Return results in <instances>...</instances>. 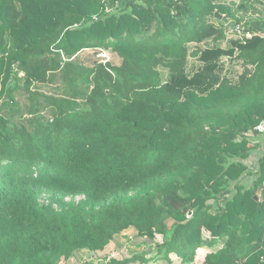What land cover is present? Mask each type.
<instances>
[{
  "label": "trees",
  "instance_id": "trees-1",
  "mask_svg": "<svg viewBox=\"0 0 264 264\" xmlns=\"http://www.w3.org/2000/svg\"><path fill=\"white\" fill-rule=\"evenodd\" d=\"M226 1L0 0V264H68L130 228L155 262L264 264V155L240 184L264 138V0L239 6L257 30Z\"/></svg>",
  "mask_w": 264,
  "mask_h": 264
},
{
  "label": "rangeland",
  "instance_id": "rangeland-1",
  "mask_svg": "<svg viewBox=\"0 0 264 264\" xmlns=\"http://www.w3.org/2000/svg\"><path fill=\"white\" fill-rule=\"evenodd\" d=\"M242 0H227L226 4L231 9L230 11L235 14V18L239 20L240 29L247 30L249 24L256 23L260 18V6H258L255 2L251 1L248 4L247 9L239 8ZM223 22H227L226 17H222ZM231 23H235V20L231 19ZM256 25V24H254ZM258 26V25H257ZM232 29L227 30V37H233ZM222 46H225L226 43H222ZM91 56V54L89 55ZM199 63L190 58L188 61L187 71L190 73L191 71L197 69L199 67ZM228 71L227 75L231 78H236L238 74L241 73L242 68L237 64H229L227 66ZM45 95H50L53 93V89L50 86H45L41 90ZM21 93V92H19ZM23 96H17L16 100L22 101ZM248 148L249 155L245 160H242V163L247 167L245 171L250 173L245 175L241 179L240 184L245 185L244 189H248L252 184L255 178H257V174L259 171L258 161L264 155V138H250L248 140ZM232 189V186L230 187ZM257 199V197H255ZM211 203L209 200L208 204ZM202 240L209 241L211 239L210 234L207 231H203ZM159 242V239H157ZM156 245L144 238L137 236V231L134 228H130L123 232L120 236L116 237L115 240L108 245V247L103 252L92 253L88 251H78L75 252L72 258L69 260L68 264H106L109 259H116L121 262L130 261L128 264H168L166 261H152L149 260L154 255V249ZM223 247V243L219 241L217 245L214 247H207L204 243L203 249L208 253H215L217 250ZM173 264H186L180 263L179 260L176 259L175 256H171ZM147 261V262H144Z\"/></svg>",
  "mask_w": 264,
  "mask_h": 264
},
{
  "label": "built area",
  "instance_id": "built-area-1",
  "mask_svg": "<svg viewBox=\"0 0 264 264\" xmlns=\"http://www.w3.org/2000/svg\"><path fill=\"white\" fill-rule=\"evenodd\" d=\"M97 57L105 59L106 58V54L104 52H100L97 55ZM255 130L257 131V133H259L261 135H264V118L258 123V125L255 128ZM77 200H79V198Z\"/></svg>",
  "mask_w": 264,
  "mask_h": 264
},
{
  "label": "water",
  "instance_id": "water-1",
  "mask_svg": "<svg viewBox=\"0 0 264 264\" xmlns=\"http://www.w3.org/2000/svg\"><path fill=\"white\" fill-rule=\"evenodd\" d=\"M215 17L220 18V16L218 15V13L215 14ZM253 29L257 30L258 29V26L257 25H253Z\"/></svg>",
  "mask_w": 264,
  "mask_h": 264
}]
</instances>
